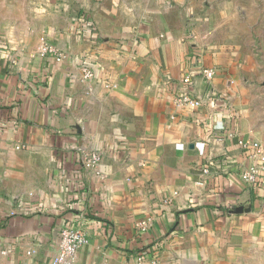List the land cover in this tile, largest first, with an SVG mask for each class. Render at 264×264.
Here are the masks:
<instances>
[{
    "label": "crops",
    "instance_id": "0c3cea01",
    "mask_svg": "<svg viewBox=\"0 0 264 264\" xmlns=\"http://www.w3.org/2000/svg\"><path fill=\"white\" fill-rule=\"evenodd\" d=\"M254 2L0 0V264H52L70 225L87 236L73 264H264V186L239 145L264 147Z\"/></svg>",
    "mask_w": 264,
    "mask_h": 264
},
{
    "label": "built area",
    "instance_id": "2783aa9c",
    "mask_svg": "<svg viewBox=\"0 0 264 264\" xmlns=\"http://www.w3.org/2000/svg\"><path fill=\"white\" fill-rule=\"evenodd\" d=\"M86 28L91 29L92 24L87 23ZM38 52L41 57H51L56 62L61 63L65 59V54L60 51L57 47L48 43L45 39L42 40V44L39 46ZM82 74L85 80H92L94 78L93 72L86 66L82 67ZM201 78L206 82L210 83L216 76V72L212 69H202ZM193 77L191 75L186 76L183 79V84L191 86ZM211 99V98H210ZM179 102L183 105L198 108L203 105L201 98H195L189 92L183 94ZM239 145L244 149H250L252 157L256 159V163L244 171L242 174L243 181L248 185L261 184L264 186V147L260 142L247 143L240 141ZM82 152V151H81ZM82 162L84 168L94 176H101L99 169L101 163V155L96 151H84L82 153ZM209 170L203 169V174L207 175ZM87 244V236L85 232L80 228L73 225L64 228L60 234V242L58 253L53 259L52 264H73L78 252ZM2 255H6V251H1ZM28 255H33L34 251H28ZM144 257L139 255L137 260L139 263L143 262Z\"/></svg>",
    "mask_w": 264,
    "mask_h": 264
},
{
    "label": "rangeland",
    "instance_id": "374dc122",
    "mask_svg": "<svg viewBox=\"0 0 264 264\" xmlns=\"http://www.w3.org/2000/svg\"><path fill=\"white\" fill-rule=\"evenodd\" d=\"M243 1L254 2V0ZM256 4L258 5L257 11L251 13V21L254 24L257 23L256 27L252 29L256 38L254 43L248 45L255 55L254 66L256 68L250 78L252 81L250 106L257 112L260 125L264 128V0H256ZM77 9L79 8L77 7ZM74 14L75 19L77 18L83 24L91 23L88 14L84 11H76Z\"/></svg>",
    "mask_w": 264,
    "mask_h": 264
},
{
    "label": "water",
    "instance_id": "95a60500",
    "mask_svg": "<svg viewBox=\"0 0 264 264\" xmlns=\"http://www.w3.org/2000/svg\"><path fill=\"white\" fill-rule=\"evenodd\" d=\"M72 128H74L75 130L73 131L72 129H69L70 131H68V132H70V133L74 132V133H77V134H81L80 129L78 128V126L77 127H72ZM241 210H237L234 213H239V212H241Z\"/></svg>",
    "mask_w": 264,
    "mask_h": 264
}]
</instances>
